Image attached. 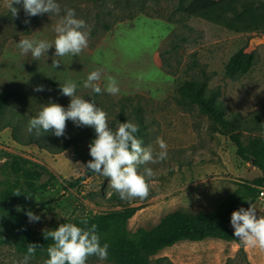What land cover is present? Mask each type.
I'll return each mask as SVG.
<instances>
[{"label":"rangeland","instance_id":"rangeland-1","mask_svg":"<svg viewBox=\"0 0 264 264\" xmlns=\"http://www.w3.org/2000/svg\"><path fill=\"white\" fill-rule=\"evenodd\" d=\"M258 1L262 0H236L235 5ZM8 2L0 0V90L12 91L13 96L0 125L20 120L21 138L28 139L27 123L42 105L53 102L67 108L70 98L61 94L59 83L72 79L77 82L78 96L107 113L109 127L115 129L121 122L119 113L125 111L129 121L141 126L143 146L158 151L157 137L168 145L167 160L138 168L143 172L144 167H151L155 172L149 197L122 201L109 187L110 178L97 174L66 188L84 174L77 162L86 164L92 159L88 148L95 135L92 128L77 127L68 120L65 136L42 132L37 139L51 151L37 143H19L12 127L2 129L1 164L11 158L7 153L19 154L57 174L48 191L35 195L39 202L36 200L33 213L40 220L30 223L32 227L45 230L63 218L111 212L129 205L141 207L129 220V228L135 231L140 226L156 225L180 206L215 209L237 181L261 175L257 167L237 154L230 132L219 128L198 105L186 103L179 87L188 80L208 79L209 91H219V105L238 125L234 132H240L244 144L264 137V32L237 33L192 17L178 8L180 0H57L59 16L45 13L28 18V24L23 22L22 5H13L19 9L18 17H13ZM189 2L185 0V4ZM66 8L74 9L76 17L88 25V47L78 56L64 57L54 56L53 47L38 61L30 53L22 55L16 46L20 39L54 40L53 26ZM241 49L255 54L254 65L248 73L230 77L225 70L228 59ZM53 60L59 61L57 68L52 66ZM96 70L101 72L102 89L107 77L115 78L120 89L117 95L96 94L83 87L87 75ZM38 85L45 90L34 91ZM69 136L77 138L69 141L67 149L55 153ZM5 178L0 171V180ZM257 200L256 214L262 216L264 195ZM238 251L230 264H249ZM226 252L225 245L208 240L179 242L153 256L151 264H226ZM22 259L14 246H0V264H18ZM45 260L32 258L29 264H44ZM86 264L114 263L90 256Z\"/></svg>","mask_w":264,"mask_h":264},{"label":"trees","instance_id":"trees-1","mask_svg":"<svg viewBox=\"0 0 264 264\" xmlns=\"http://www.w3.org/2000/svg\"><path fill=\"white\" fill-rule=\"evenodd\" d=\"M235 1L190 0L189 4H185V0H180L178 8L192 17L215 23L237 33L264 32V0L258 1L257 4L245 3L241 7H237ZM254 59L253 52L238 50L228 59L225 67L226 74L236 77L248 73L254 65ZM179 92L186 98V103L198 105L219 128L230 132L231 140L237 146V154L257 167L261 175L253 179L237 181L236 187L215 209H185L180 206L162 216L160 221L151 227L140 226L132 231L129 228V220L141 207L128 205L111 212L63 218L45 230L56 229L62 223H73L78 227H84L80 220L86 217L89 227L91 224L97 225L101 246L104 243L109 245L107 260L114 264H151L153 256L179 242H200L208 239L237 241L240 245L238 255L248 260L245 247L241 246L238 238L233 235L234 229L230 221L232 212L240 207L248 209L251 206L250 203L253 205L257 201L261 187H264V137L251 139L248 145L244 144L240 139V132H234L238 125L219 105L217 100L219 91H209L208 79L188 80L179 87ZM12 96V91L0 90V122L8 110ZM119 119L122 123L129 120L125 111L119 113ZM19 121H5L3 125H0V131L12 127L13 137L19 143L24 145L37 143L40 147L51 151L47 145L39 143L34 133L30 134L28 139H22ZM138 126L139 131L136 135L143 141L144 133L141 126ZM92 130L94 131L93 128ZM76 138V136L67 137L64 147L55 153L67 149L69 141L73 143ZM94 138L95 135L90 141ZM7 154L11 158L0 163V171L6 177L4 181L0 180V184L3 185V187L0 186V246L12 245L19 254L24 256L27 253V244L35 243L40 247L37 248L33 258L48 259L47 247L53 241L45 239V230L31 226L26 212L28 210L34 212L38 205L35 195L39 191H48L51 183L57 179V174L49 167L22 155ZM93 174L95 173L89 171L80 175L70 181L66 188L76 187L87 176ZM17 189L21 192L20 196L14 195ZM260 216L257 215V218ZM235 260L236 257H229L226 264Z\"/></svg>","mask_w":264,"mask_h":264},{"label":"clouds","instance_id":"clouds-1","mask_svg":"<svg viewBox=\"0 0 264 264\" xmlns=\"http://www.w3.org/2000/svg\"><path fill=\"white\" fill-rule=\"evenodd\" d=\"M14 4L22 5L26 19L25 24L30 23V17L60 14V5L57 0H9L7 7L13 17H18L19 9ZM65 14L53 26L55 38L52 41L23 38L17 43V48L22 55L32 56L33 60H39L49 49L55 48L54 56L67 55L78 56L88 47L90 32L83 19H78L75 10L66 8ZM98 59V58H97ZM59 61L53 60L52 66L57 68ZM100 70L92 71L83 81L85 89H91L96 94L107 92L117 95L120 91L114 77H107V83L102 89ZM77 82L67 79L59 83L62 95L70 98L67 108L49 102L42 105L37 115L30 118L27 123V132L39 138L43 133L52 131L56 137L65 136L66 121L71 120L75 126H87L95 131V138L88 145L89 155L92 159L86 164L77 162L76 166L84 173L92 172L97 175L110 178L111 187L122 201H131L139 198L147 199L150 193V181L155 176L151 167H144L139 172L141 165L158 164L168 159V145L161 137L156 138L158 151L151 146H143L137 138L139 126L129 120L117 122L115 129L109 127L107 113L94 102L78 96ZM43 85H38L34 91L42 92ZM20 196L17 189L14 193ZM39 202V197L36 199ZM250 203V202H249ZM245 209L240 207L231 214V226L233 235L238 238L241 246L245 248H259L264 251V215L257 218L256 208L250 203ZM30 223L38 222L40 216L31 210L26 212ZM80 223L84 227H78L73 223H62L56 229L45 230V239L53 241L47 247L48 259L44 264H86L88 257L96 256L100 260L108 258L109 245L101 246L97 225L88 226V219L81 218ZM35 243L27 244V253L18 264H29L35 256L37 248Z\"/></svg>","mask_w":264,"mask_h":264},{"label":"crops","instance_id":"crops-1","mask_svg":"<svg viewBox=\"0 0 264 264\" xmlns=\"http://www.w3.org/2000/svg\"><path fill=\"white\" fill-rule=\"evenodd\" d=\"M257 202H259V200H257L253 204L254 207L257 204ZM200 242H202V241H200ZM208 242L222 243L223 245H225V247L227 249V252H226L227 257L226 258L233 257L239 248V244L237 241H225L222 239H208ZM196 243H198V242H196ZM245 251L247 253L248 261L250 264H264V251H261L259 248H245ZM226 262H227V260L224 261V263H226Z\"/></svg>","mask_w":264,"mask_h":264},{"label":"built area","instance_id":"built-area-1","mask_svg":"<svg viewBox=\"0 0 264 264\" xmlns=\"http://www.w3.org/2000/svg\"><path fill=\"white\" fill-rule=\"evenodd\" d=\"M260 195H261V196L264 195V189H262V190L260 191Z\"/></svg>","mask_w":264,"mask_h":264}]
</instances>
